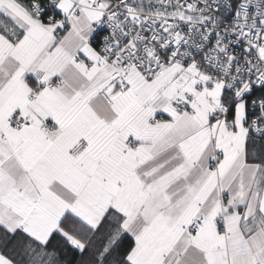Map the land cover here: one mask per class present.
Masks as SVG:
<instances>
[{"label": "snow or ice", "instance_id": "obj_1", "mask_svg": "<svg viewBox=\"0 0 264 264\" xmlns=\"http://www.w3.org/2000/svg\"><path fill=\"white\" fill-rule=\"evenodd\" d=\"M0 264H264V0H0Z\"/></svg>", "mask_w": 264, "mask_h": 264}]
</instances>
